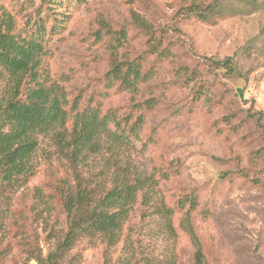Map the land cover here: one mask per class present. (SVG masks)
Returning a JSON list of instances; mask_svg holds the SVG:
<instances>
[{
  "label": "rangeland",
  "instance_id": "1",
  "mask_svg": "<svg viewBox=\"0 0 264 264\" xmlns=\"http://www.w3.org/2000/svg\"><path fill=\"white\" fill-rule=\"evenodd\" d=\"M0 6L26 33L45 26L40 74L70 102L143 116L134 134L105 131L73 162L59 127L25 139L34 144L27 172L0 186V264H39L41 252L59 247L67 228L60 190L120 210L105 204L119 176L133 192L120 229L81 237L56 264H195L199 247L205 264H264V0ZM114 60L142 69L135 93L108 77ZM12 92L3 74L0 107Z\"/></svg>",
  "mask_w": 264,
  "mask_h": 264
},
{
  "label": "trees",
  "instance_id": "2",
  "mask_svg": "<svg viewBox=\"0 0 264 264\" xmlns=\"http://www.w3.org/2000/svg\"><path fill=\"white\" fill-rule=\"evenodd\" d=\"M45 34L43 24L32 32H24L14 14L0 6V77L8 75L13 90L12 97L0 107V186L14 185L27 172L34 144L25 139L35 132H48L59 127L63 134V154L73 162L82 149L92 146L103 132L128 137L143 123L142 114L131 121V114L118 116L115 112H102L98 106H82L78 97L70 102L62 86L56 82L48 84V80L40 74L48 52ZM107 75L112 82L131 93H135L146 79L140 66L129 60H114ZM149 103L145 102L148 108H152ZM7 126L9 129L4 131ZM259 158L256 155L253 161ZM58 193L67 228L54 252L49 253L47 258L42 256V252L38 255L39 264H56V255L83 236L115 235L133 192L123 176L117 177L105 204L120 210L111 213L108 209L94 207L81 191L71 193L60 190ZM186 214H190L189 211ZM194 262L205 264L200 247L195 252Z\"/></svg>",
  "mask_w": 264,
  "mask_h": 264
}]
</instances>
